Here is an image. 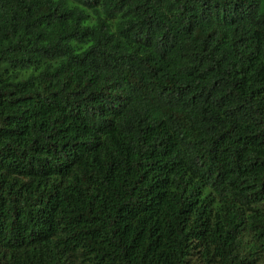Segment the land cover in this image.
I'll return each instance as SVG.
<instances>
[{
  "label": "trees",
  "instance_id": "obj_1",
  "mask_svg": "<svg viewBox=\"0 0 264 264\" xmlns=\"http://www.w3.org/2000/svg\"><path fill=\"white\" fill-rule=\"evenodd\" d=\"M0 264H264V0H0Z\"/></svg>",
  "mask_w": 264,
  "mask_h": 264
}]
</instances>
